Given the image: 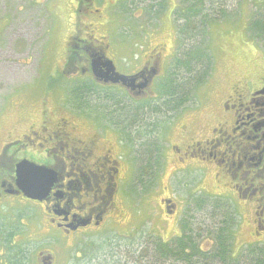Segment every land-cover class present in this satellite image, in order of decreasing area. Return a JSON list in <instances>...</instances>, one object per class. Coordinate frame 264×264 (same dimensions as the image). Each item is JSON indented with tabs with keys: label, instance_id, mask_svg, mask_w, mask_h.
I'll return each mask as SVG.
<instances>
[{
	"label": "flooded vegetation",
	"instance_id": "obj_1",
	"mask_svg": "<svg viewBox=\"0 0 264 264\" xmlns=\"http://www.w3.org/2000/svg\"><path fill=\"white\" fill-rule=\"evenodd\" d=\"M71 2L75 25L80 15L82 19H90V27L98 26L101 30L108 23L106 8L117 17L140 12L144 15L141 23L149 24L141 28L137 20L131 30L136 38L130 41L119 37L118 29L111 30L108 38L103 37L106 39L103 43L94 34L72 28L64 41L62 61L70 75L63 80H69L70 92L65 87L66 91L62 90L57 99L55 94L46 93L40 109L30 112L20 111L16 103H8L10 95L4 93V98L0 97V264H59L56 252L70 238L71 246H77L87 236L84 244L92 247L91 238L102 230L120 232L122 220L129 224L135 213L141 173L138 166L146 154L140 151L141 144L154 145L156 141L162 145L171 131L159 123L156 134L157 126L153 129L150 122L141 126L139 119L141 99L152 100V94L157 96L155 86L166 77L172 59L179 54L171 30H175L171 1ZM156 20V30L149 31L151 21ZM84 34L88 39L83 38ZM108 67L131 77L133 82L106 81V77L112 76ZM56 80L52 89L59 85ZM81 99L86 102L82 104ZM214 109L212 127L204 136L202 131L195 133V116L186 118L181 127V144H170L175 163L173 175L186 172L195 178L201 172L195 186L207 180V175H213L216 188H224L242 209L253 210L252 236L263 242L264 75L258 85L237 80L230 92L216 101ZM162 153L166 163L168 155ZM24 162L54 173L55 180L41 202L28 199L17 187L18 167ZM198 189L194 187V195H198ZM11 200L21 205L12 208ZM27 203L38 208L30 217L24 208ZM160 203L169 217L178 212L172 196ZM29 225H33L40 240H47L33 254L28 250ZM96 253L85 261L79 260V264H97L103 254Z\"/></svg>",
	"mask_w": 264,
	"mask_h": 264
},
{
	"label": "rangeland",
	"instance_id": "obj_2",
	"mask_svg": "<svg viewBox=\"0 0 264 264\" xmlns=\"http://www.w3.org/2000/svg\"><path fill=\"white\" fill-rule=\"evenodd\" d=\"M71 1L0 0V97L4 93L10 95L7 96V102L10 103L11 101L12 105L16 103L20 111L39 110L41 99L46 93L55 94L54 98L57 99L60 98V95L62 96V90L66 91L65 87L69 89L67 92H70V87L67 86L69 80L67 82L63 81L65 78H69L70 75H68V69L63 68L62 61L66 43L64 41L71 35L72 28L83 29L85 34H94L102 43L106 42L103 37L108 38L109 32L118 29V36H123L125 40L130 41L136 38V35L131 31L135 28L136 21L144 22V15H140V12L126 14V17L124 15L117 17L112 13L109 14V9L106 8L104 14H108V17L106 16L108 23L99 28L101 30H98V26L97 28L90 27V19H82L80 15H78V22L75 25L74 16L72 17L73 10L70 8V5L72 6ZM146 1L152 3L153 0ZM170 1L173 10L174 6L178 5V0ZM257 10H264V0H235L227 8V18L223 19L221 17L210 25L212 41L209 49L213 54L215 65L212 75L205 85L210 86L204 91H202V87L198 88L199 90L197 89V103L198 99L201 103L197 104L194 100L177 110H171L170 107L168 109L158 108L163 100L159 101L154 94L150 98L152 100L148 98L143 101L141 99V107L157 108V114L155 115L157 122L154 123L157 126L156 134L159 123L170 127L171 130L167 136V142L162 145L168 159L157 170L159 178L153 182L152 179L155 176H149L150 182L152 181L150 188L145 189L142 196L136 197L133 218L129 220V224L128 221L122 220L120 232L102 230L101 233L97 234L98 236L91 238L90 241H94L92 247L91 244L88 245L90 247L84 244L87 236L82 237L83 243L77 246H71L72 239L70 238L66 246L63 245V249L60 248V252L55 251L59 264H79L81 260L94 257V253L97 255L96 252H100V255L103 254L101 256L98 254L100 260L97 264H157L150 259L152 258L151 252H153L156 244L151 236L168 242L180 233L182 223L184 225L190 223L186 232L197 239L199 247L210 249L214 241L207 233L206 228L213 225L212 217L210 213L191 210L194 205L192 199L195 192L194 187H199L198 191L201 194L219 196L227 203L226 211L234 213L237 218L238 225L234 233L233 245L235 257L244 252L248 245L252 243L260 244V241L254 240L252 236L255 231L250 226V220H253V210L242 209L232 200L230 195L225 193L224 188H216L213 175H207L208 179L203 181L202 184L199 183V186L195 185L201 172L197 173L195 178L184 174L186 172L173 175L175 163L173 152L170 149V144L175 146L181 144V137H183L181 127L188 117L195 116L193 128H195L196 134L201 131L202 136L209 133L214 120L216 101L227 92H230L233 83L237 80L250 81L254 85L260 83L261 77L264 75V48L251 38L246 31L251 15ZM132 16H134L133 20ZM173 16L174 13H172ZM212 18L214 19V17ZM157 21H151L149 31L156 30ZM113 24H116V26ZM141 24L143 26L141 28H146L149 23ZM171 30L172 34L175 35V30L172 28ZM137 31H135V34L140 35ZM167 33L170 34V30ZM85 34L83 38L88 39ZM146 52L149 54L148 51ZM126 54L125 52L123 55ZM56 79L59 80V85H55L52 89V84L56 83ZM153 89L152 87L151 90L153 91ZM151 90L150 92H152ZM154 91L156 94V86ZM207 94L208 97L204 99L203 97ZM150 109H146L148 111H145V113H150ZM16 112L13 110L12 113L16 114ZM146 123L149 122L142 121L140 125L143 126ZM202 126V130H200ZM138 167L139 171L144 170V166L139 165ZM144 172L149 173L148 170H144ZM171 196L176 199L178 212L169 217L165 214L160 200ZM223 201L222 209L225 208ZM231 202L237 211L234 210ZM11 203H13L12 208H15V205H21L19 201L15 200H11ZM24 205L28 217L38 210L37 206L31 203ZM130 212L129 214H131ZM41 242L46 243L47 240H40V237L33 231V225H29L28 250L33 254L34 249L43 244ZM147 254L148 258L145 259ZM140 258L144 261H141ZM165 264L176 263L168 261Z\"/></svg>",
	"mask_w": 264,
	"mask_h": 264
},
{
	"label": "trees",
	"instance_id": "obj_3",
	"mask_svg": "<svg viewBox=\"0 0 264 264\" xmlns=\"http://www.w3.org/2000/svg\"><path fill=\"white\" fill-rule=\"evenodd\" d=\"M234 1L178 0L173 13L177 25L176 40L179 54H175L172 59L166 77L156 85L157 98L159 101L163 100L158 108L170 107L171 110H177L195 100L197 89L209 80L215 65L213 54L209 49L212 41L210 25L221 17L227 18V8ZM247 32L264 48V10H257L251 15ZM80 101L82 104L86 102L85 99ZM146 109L150 108L140 106V122L148 121L155 129L156 121H152L151 118L153 113L157 114V108L150 109V113H145L148 111ZM140 149L141 152L146 151L145 156L140 159V164L144 166V170L149 171L146 173L142 170L140 173L139 195L142 196L145 189L151 186L152 181L150 182L149 176L157 178L158 168L165 163L162 153L164 147L162 148V145L156 141L154 145L142 143ZM222 201L220 198L204 195L194 199L191 209L210 213L212 217L213 225L206 228L214 241L210 249L199 247L197 239L186 232L190 223L185 225L182 223L180 233L168 242L151 236L156 244L150 259L157 264H165L168 261L176 264H264V244L248 246L239 257L233 255L237 218L234 213L226 211L227 203L224 201L225 208L222 209ZM147 258L148 254L145 256V259ZM140 260L144 261L142 258Z\"/></svg>",
	"mask_w": 264,
	"mask_h": 264
},
{
	"label": "water",
	"instance_id": "obj_4",
	"mask_svg": "<svg viewBox=\"0 0 264 264\" xmlns=\"http://www.w3.org/2000/svg\"><path fill=\"white\" fill-rule=\"evenodd\" d=\"M108 68V74L112 73V76L106 77V81H111L115 84L133 82L131 77L116 73L114 67ZM54 180V173L45 167L29 162H24L18 167L17 187L30 200L43 201L48 195Z\"/></svg>",
	"mask_w": 264,
	"mask_h": 264
}]
</instances>
